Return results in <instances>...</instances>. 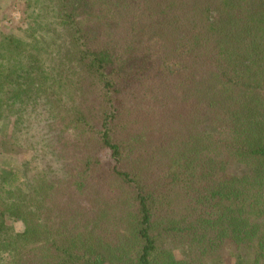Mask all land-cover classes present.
Wrapping results in <instances>:
<instances>
[{"label": "trees", "instance_id": "obj_1", "mask_svg": "<svg viewBox=\"0 0 264 264\" xmlns=\"http://www.w3.org/2000/svg\"><path fill=\"white\" fill-rule=\"evenodd\" d=\"M34 3L60 42L0 31L33 156L0 172V264H264V0Z\"/></svg>", "mask_w": 264, "mask_h": 264}, {"label": "rangeland", "instance_id": "obj_2", "mask_svg": "<svg viewBox=\"0 0 264 264\" xmlns=\"http://www.w3.org/2000/svg\"><path fill=\"white\" fill-rule=\"evenodd\" d=\"M28 0H0V31L6 32L11 35H31L39 37L42 34V41H48L49 50L55 48V45H51L54 41L60 42L58 37L51 33L50 27L45 28L46 24H50V14L45 11H41V7L33 2L28 6ZM41 13V14H40ZM45 25V26H44ZM48 30V33H47ZM46 36V37H45ZM48 37V39H47ZM41 41V40H40ZM51 45V46H50ZM68 142L63 143V148ZM56 148L55 151L59 153ZM63 150L61 153L63 154ZM54 153V149H53ZM52 155V156H50ZM53 154H49V157H45V161L50 162L54 160ZM104 153L100 154L103 159ZM31 155L29 149H25L24 144L11 140L3 130V126L0 128V172L8 174L10 171H15L16 167H19V163L27 161ZM106 159V158H105ZM45 163V162H43ZM5 222L9 227L13 228L15 232H22L23 226L20 222H15L11 217L6 216ZM3 258L8 262L7 257L3 254ZM224 264H235L232 260L226 261Z\"/></svg>", "mask_w": 264, "mask_h": 264}]
</instances>
